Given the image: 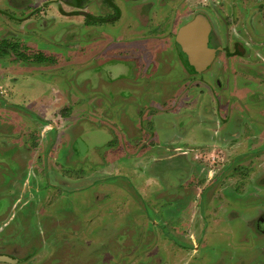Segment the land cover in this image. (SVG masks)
I'll return each mask as SVG.
<instances>
[{
  "label": "rangeland",
  "instance_id": "1",
  "mask_svg": "<svg viewBox=\"0 0 264 264\" xmlns=\"http://www.w3.org/2000/svg\"><path fill=\"white\" fill-rule=\"evenodd\" d=\"M17 1L10 0V3L15 6ZM152 1V6L158 10L161 17L166 18L170 14L174 16L175 9L179 26L195 14H209L206 3L210 4L213 20L218 15V20L221 19L225 23L224 18L229 14L226 22L232 31L239 30L237 20L248 27L253 13L252 25L262 26L264 30V0H249L248 8L253 12L244 11L245 15L242 14L240 5L241 12L238 8L236 12L239 16L230 14L226 6L220 7L218 1L214 0H177V5L174 2L166 4L163 0ZM10 3L9 0H0V7H10ZM24 3L26 2L22 0L19 8L13 11L15 19L0 10V40L17 36L26 45H31V48L59 54V60H52V63L46 66L34 64L29 70L31 60L22 61V64H19L18 60V63L8 64L11 59L0 57V85L12 84L17 80L27 86L21 93L23 95L19 94L16 98L21 100V109L24 112L3 108L0 103V225L12 218L3 228L4 235L7 234L6 231L17 232V238L22 236L21 242H26L23 245L24 250H32L40 243L46 242L48 248L53 247L56 255L61 254V264H150L159 258L161 261L163 259L164 263V257H160L157 252L156 224L164 225V222L169 221V215L161 213L166 208V200L172 194L177 196L180 192L183 193L182 187L189 183V172L187 174V170L179 166L180 162H185V157L170 149V143L176 141L173 146L183 145L182 149L190 151L191 142L195 141L192 137H196L201 146L212 138L215 126L212 121H202L211 118L207 115H213L211 111H207L209 108L214 111L217 109V98L209 96L213 94L212 88L208 86L209 83L213 84L211 78L205 75L203 83L191 86L178 72L177 82L173 85L170 81L164 82L155 91H149L148 88L146 92L135 94L128 90L115 91V84H108L107 74L92 69L91 60L81 56L82 46L86 47L90 43L82 40L78 34V37L70 35L75 31L72 20L74 18L63 19L46 15L39 17L35 12L44 10V5L47 6L48 3L40 4L38 9L31 12L29 6ZM135 5L137 4L129 2L127 7H124V23L132 19V7L136 8ZM219 10L221 12H218ZM255 18H260L259 24ZM88 32L92 35L90 31L86 33ZM257 40L264 42V36L258 37ZM258 51L259 57L252 60L253 63L262 65L264 51ZM80 59L86 61L85 68H81L83 62ZM246 61L247 56H244L239 60L242 64L240 66L245 67ZM222 63L224 65V62ZM232 64L231 68L237 66L234 63L230 65ZM170 67L177 68L174 64ZM18 68L27 69L29 72L15 70ZM177 70L179 71V67ZM173 71L172 68L169 69L170 74H174ZM13 78L16 79L12 80ZM145 79H150V76H143L140 81L144 82ZM248 79L249 85L264 83V73L258 70ZM149 83L156 85L155 81L145 82L147 86ZM49 86L61 89L60 93L64 97L61 98L60 108L53 106L54 102L50 99H38L37 102L30 103V91L44 88L48 92ZM259 88L262 90L258 92L264 90L263 85ZM1 90L4 94L7 93L5 87ZM193 92L196 97L187 98ZM88 95H91L98 106L79 101L80 97L85 98ZM263 102L264 100H260L250 106L254 114H264ZM26 106H29L27 123L23 117ZM57 111L61 114L58 120ZM8 113L13 116L11 119ZM37 114L48 117V126L50 122H55V125H59V130L66 131L69 137L65 135L61 142H58L57 131L53 130L47 133L45 139H41L40 134L44 127ZM149 117H152L153 123L156 124L155 132L160 147L145 152L141 150L137 154H116L114 150L125 142H135V149L142 146L143 141H134L130 135L135 133L134 128L139 127L141 123L148 124ZM28 130L33 132L27 134ZM42 140L45 143L44 150L34 154ZM111 141H115L116 148L109 147ZM150 142L147 138L144 146L149 147ZM197 154L198 160L205 159V155L209 157L210 174L213 176L216 170H222L223 164L234 157V152L229 153L224 148L219 151L217 147L207 154H201L199 151ZM251 162L250 174L247 175H251L253 181L246 180L243 174H234L231 168L223 173L228 175H218L217 180H220L217 185L221 188H217V195L228 186L237 187L240 196L251 197L253 202L256 200L262 206L264 155H254ZM199 184L198 187L202 185ZM194 189L195 195L198 188ZM156 195L163 200L160 206L158 204L155 207L153 201ZM45 198L53 203H44ZM220 199L221 205L217 204L218 200L215 201L218 208H214L215 212L210 210L206 219H203L199 211V198H192L191 213L188 210L187 215L185 212H179L178 205L181 200L177 196V205L173 207L177 209V213H174L177 218L171 225L166 226L178 242V245H173L174 264H186L190 261L193 264H244L239 258L243 259V254L247 251L245 248L250 247L254 254L255 250L259 249L248 245L249 242L243 240V235L236 229L245 228L250 232V229L254 230L255 224L264 228V223H256L258 218L254 219L257 214L255 208L246 218L238 219L229 215V210L224 214L223 209L233 203L227 198ZM157 209H161L159 213L156 212ZM262 210L264 208L258 213ZM143 214H146V218ZM250 214L252 216L249 218ZM225 216L226 221H231L229 224H226ZM252 219L255 220L253 226ZM204 227H208V230L205 231ZM253 234L258 239L256 234ZM260 239L264 244V237ZM191 240L195 247L199 246L197 254L193 257L187 255L192 251L182 250V246L190 244ZM60 241L56 247L54 244ZM207 253L214 261L203 258ZM260 257L255 260V264H264V258L259 260Z\"/></svg>",
  "mask_w": 264,
  "mask_h": 264
},
{
  "label": "flooded vegetation",
  "instance_id": "2",
  "mask_svg": "<svg viewBox=\"0 0 264 264\" xmlns=\"http://www.w3.org/2000/svg\"><path fill=\"white\" fill-rule=\"evenodd\" d=\"M24 1L26 2L24 4L29 6L30 12L38 9L40 4L44 5V3H48V7L44 5V10H38L35 12L37 15H39V17L46 15L56 16V18L59 17L63 19L74 18L72 20L74 22L73 26L75 31L70 35H74V37H78L79 35L82 40L88 41L90 43V45L88 44L86 47L82 46L83 48H81V51H83V53L80 52V54H82L81 56H83L84 59L88 58L91 60L93 64L92 69H98L96 71H101L102 73L107 74L106 78L108 84H115V91L125 92L128 90L132 94L141 93L142 91L146 92L147 88L149 91H155L159 88V86L163 85L164 82L170 81L172 85L177 82L178 72L181 77H185V81L188 84L195 86L203 83L204 76L208 75L211 78L210 80L213 82V84H208L209 88H212L213 91L212 94L210 89L211 94L209 93V96L217 98V109L214 111V109L209 108L207 111H211L213 115H207L211 116V118H206L202 121L203 123L212 121V124L215 126V129L213 130L214 132L212 131V138L206 142H203V145L201 146L200 141H197L196 137H192L195 139V141L191 142L193 146L191 145L190 151L182 149L183 145L176 147L173 146L176 144V141L170 143V149H172L176 154H180L185 157V162H180L179 166L184 167L187 170V174L189 172L191 175L189 176L188 174L189 183L182 187L183 193L180 192L177 194L179 200H181L180 205H178L180 207L179 212H185L188 215V210H190L192 204V198H199V211H201L203 219H206L207 213H209L210 210L214 211V208H218V205L216 206L214 202L218 200L217 204L221 205L220 198L223 197L227 198L230 203H233L232 205L223 209L225 211L224 214H227V211L229 210V215L244 219L249 213L253 211V208H255L257 214L256 218H253L255 220L258 218L256 223H264V210L258 213L260 209L264 208L263 192L261 194V201H263V204H261L262 206H260V202L256 200L253 202V198L251 197L240 196V191L237 187L231 188V186H228L229 188L226 187L221 191V194H219L220 196L217 195V188H221L220 185H217V181L220 180V178L217 180L218 175H228L223 173L229 171L232 168L234 170V174H243V176L247 178L246 180L253 181L252 176L247 175L250 174V167L252 165L251 160H253L254 155H264V114H254L250 107L253 106L255 102L264 100V90L262 92H258V90H262V88H259V86H264V83L261 82L250 85L248 84V78L254 76L256 71L262 70L264 73V61H262V65L258 64L261 65V67H258V65L253 63L252 60L259 57L260 52L258 49L264 51V42H259V39L257 40L258 37L264 36V30L262 29V26L255 27L252 25V22L254 21L252 16L254 13L250 16V23L247 20L248 27L245 26V23L242 24L239 22V20H237V26L239 30L232 31L231 26L228 22H226L229 14H226L224 18L225 23H223L221 19L218 20V15H215L216 19L213 20L211 18L213 13L209 8L210 4L205 3L206 10L209 11L210 14L209 15L207 13L208 15L206 14V17L212 25V29L209 34L208 46L212 49H215L216 51L212 61L209 64L204 65L201 70H198L197 67L192 64L189 55L184 50L182 43L178 42L177 40L180 28L192 21L196 17V14L191 19L186 21V23H182L179 26L176 21L177 16L175 9L174 16L170 14L169 17H161L158 10H155L152 6V0ZM214 1H218L217 4L220 7L226 6L232 15L239 16L236 12H241L239 8L240 5L242 6L243 15L246 14L244 11H249L250 13L253 12L252 9L248 8L250 7L248 4L249 0ZM243 1H245V3H242ZM38 2L39 4H37ZM129 2L131 4L134 2L137 5H135L136 8L132 7V19H129V22L124 23V21H126L123 20L124 7H127L126 5ZM163 2L166 4L168 2L169 4L174 2L177 5V0H163ZM21 3L22 0H18L16 3H14L15 6H12L10 3V7H0V10L5 12L8 17L13 16L15 19V14L13 11L19 8ZM22 11H25L26 13V10L23 9ZM218 12H221V10ZM21 13L23 14V12ZM259 19L260 18H255L258 24L260 23ZM244 27H246V29H244ZM87 31H90L92 35H89V32L86 33ZM260 33L262 34L258 36ZM67 36L70 37L69 35ZM91 36L92 38H89ZM96 38L99 40H96ZM30 46L19 40L17 36L4 38L0 40V57L11 59L8 64L12 62L13 64L18 63L17 60L20 61L19 64H22V61L28 62L31 60L30 64L32 65L29 70L34 67V64H37L38 66H46L52 63V60L58 62L59 54H50L48 52H44L43 50L31 48ZM253 49L255 50L254 52ZM244 56H247V61L245 62L246 66L242 67L240 66L242 64H240L241 62H239V60L243 59ZM81 61L83 62L81 68H85L87 66L86 61ZM222 62H224V65ZM231 63H234V65L237 66L235 68H231L233 66V64L230 65ZM173 64L175 67H179V71L177 68L174 69L173 67H170V65ZM171 68L172 71L174 70V74L169 73V69ZM15 70L29 72L27 69L22 68ZM237 73L239 74V78L236 77ZM146 75L150 76V79H145L144 82H141L140 79L143 76L146 77ZM14 79L16 78H13L12 80ZM146 81H155L156 85H151V83H149L150 85L147 86L145 84ZM3 87H5L7 90L6 94H4V92H2L3 90H1ZM26 87V83H18L17 80L13 81L12 84L5 83V85H0L1 106L3 108L8 107L10 110L12 109L24 112V110L21 109V100L16 98L19 94L23 95L21 93L25 91ZM49 88L50 89L48 92H46V89L44 88L39 91H30L32 93L31 96L28 97L30 103L37 102L38 99H41L42 101H48L50 99L54 102L53 106L60 108L59 106H61V98L64 97V95L62 97L60 93L61 89L51 86H49ZM240 90H243V92ZM64 92L65 91H62V93ZM65 93L68 94V92ZM7 94H9L8 97L6 96ZM194 94V92L193 94L191 93V96H188L187 98H195L196 94ZM54 97L58 98L55 99ZM6 98H9L10 100H7ZM79 101L87 102L89 105L93 104L98 106L91 98V95H88L85 98L80 97ZM28 107L26 106V113L23 116L25 122L27 119L26 115L29 113V110H27ZM8 116L10 119L13 117L9 113ZM36 116H38L41 123L43 122L44 128L40 134L41 139H45L47 133L53 130L57 131L56 140L58 142H61L65 135L69 137L66 131L61 132V130H59V125H55V122H50V126H48V117L39 114ZM59 116H61V114L57 111V120ZM152 117L148 118V124L145 125L141 123L139 127L134 128V135H130L134 141H139V139L140 141H143L141 147L135 149V142H133V144L131 142H125L122 145L120 144L118 146L119 148L114 150L115 153L119 155L121 153L137 154L139 153L138 151L141 150L144 152L150 149L157 150L161 144L159 143V139L156 135L154 126L156 124L153 123ZM29 121L30 120H28V122ZM198 121L199 120H197V122ZM13 122L15 121L13 120ZM32 132L28 130L26 133L30 134ZM147 138L151 140L149 147L144 146V142ZM109 143V147L116 148L115 141H111ZM215 147H217V150L219 151L224 148V150L229 151V153L234 152V157L231 158L230 161L223 164L222 170L221 168L218 170V172L216 170V174L213 176L210 174L211 169L209 168V157L205 155V159L198 160L199 155L197 152L199 151L201 154H207L208 152L215 150ZM36 148L38 149L34 150V154H38L43 151L45 148L44 141H40L38 147ZM199 183L202 184L200 187H198L200 185ZM194 188H198L195 195ZM161 190L162 189L159 190L160 196H162ZM177 196L174 194L170 195L165 203L166 208L161 211V213H167L165 215H169V221L164 222V225H161L160 223L156 224L158 235L157 252L159 253L158 255L160 257H164L165 262L162 263L163 259L161 261V258H159L158 260H155L154 263L150 262V264H174L172 260V252L174 250L173 245H178V242L176 239H174L172 233L168 232L166 226L171 225L172 222L177 218V216L174 215V213H177V209H173V207L177 205ZM162 200L163 199L161 197L156 195L155 201H153L155 203V207L158 204L160 206ZM46 202L53 203V201L50 199L48 200L45 198L44 203ZM160 210L161 209H157L156 212L159 213ZM143 215H145L146 218V214ZM250 216H252V214L249 215V218ZM254 219H252V226L255 224ZM11 220L12 218L2 222L0 225V264H49V262L50 264H61V254L56 255L55 251L52 250L53 247L48 248L46 242L42 244L40 243L32 250H24L23 245L26 244V242H21L22 236L17 238V232L12 230L6 231L5 233L7 234L4 235L3 228L5 227L6 223ZM230 222L231 221H226V224H229ZM255 225L254 230L250 229V232H248L245 228L236 227V229L240 232L239 234L243 235V240H247L249 242L247 243L248 245H251L256 249L259 248L258 250H255V254L252 253L250 247L245 248L247 251H245V254H243V259L239 258L240 262L244 264H255V260L258 257L263 256L260 257L259 260L264 258V244L260 239V237H264V228L261 225L260 226L262 228H260L259 225ZM204 230H208V227H204ZM253 233L256 234L258 239L255 238ZM248 235L250 237L249 239ZM204 240L205 239H203V241ZM18 242L20 244H18ZM59 243H61V241L55 243L54 245L57 247ZM206 243L210 244L208 242ZM198 248L199 246L195 247V244H193L192 240L190 244L187 243L186 245L182 246V250L192 251L187 253V255L190 254L192 257L197 254ZM203 258L205 260L208 259L209 261H214L209 253L206 255L204 254ZM186 264H193V262L190 261ZM201 264H203V262Z\"/></svg>",
  "mask_w": 264,
  "mask_h": 264
},
{
  "label": "water",
  "instance_id": "3",
  "mask_svg": "<svg viewBox=\"0 0 264 264\" xmlns=\"http://www.w3.org/2000/svg\"><path fill=\"white\" fill-rule=\"evenodd\" d=\"M212 25L205 15L198 14L192 21L182 26L177 40L182 43L193 65L201 70L215 56V49L208 46Z\"/></svg>",
  "mask_w": 264,
  "mask_h": 264
}]
</instances>
